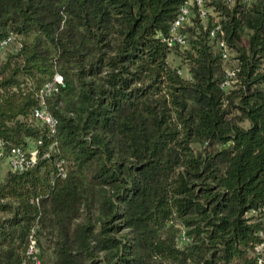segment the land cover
Returning a JSON list of instances; mask_svg holds the SVG:
<instances>
[{"label": "trees", "instance_id": "1", "mask_svg": "<svg viewBox=\"0 0 264 264\" xmlns=\"http://www.w3.org/2000/svg\"><path fill=\"white\" fill-rule=\"evenodd\" d=\"M186 1L0 0V264H264V0Z\"/></svg>", "mask_w": 264, "mask_h": 264}, {"label": "built area", "instance_id": "2", "mask_svg": "<svg viewBox=\"0 0 264 264\" xmlns=\"http://www.w3.org/2000/svg\"><path fill=\"white\" fill-rule=\"evenodd\" d=\"M196 1L198 6V10L200 11V16L203 19L206 17L207 10L203 7L202 0H187L184 4L180 6L179 13L177 17L172 22L169 35L164 37L163 39L166 41L168 47L179 46L185 47L187 41V33L183 30L186 25H190V18L192 16L191 6L193 2ZM232 1V0H228ZM254 0H243L245 3H251ZM218 33L219 36L217 35ZM210 36L215 38L216 46L221 51V55L224 59L228 58V51L225 47V41L221 38L222 31L220 28V24L215 20V24L210 31ZM10 38L4 39L0 42V49L5 48ZM228 78L232 79V73L230 71L227 72ZM53 82L60 83L62 82V77L59 74H56L53 78ZM232 80H227L224 82V88L231 87ZM51 90V84H46V86L41 90V100L43 104V97L45 94L49 93ZM34 118L36 121H39L41 124H45L49 133L53 134L55 132L56 127V118L51 115L45 107H40L36 109L34 112ZM56 142L52 144L55 147ZM0 154L2 152L0 151ZM38 152L36 150L35 144L31 147L22 148V147H13L7 154L9 170L11 171H21L24 169H28L32 167L37 160ZM59 171L64 174V168L58 164ZM258 250L264 249V242L257 248ZM37 251L35 246V241L32 237H30V246L29 253L34 254ZM36 264H40L39 261H36Z\"/></svg>", "mask_w": 264, "mask_h": 264}, {"label": "rangeland", "instance_id": "3", "mask_svg": "<svg viewBox=\"0 0 264 264\" xmlns=\"http://www.w3.org/2000/svg\"><path fill=\"white\" fill-rule=\"evenodd\" d=\"M6 49H8V48L5 47V48L0 49V58H2L5 55ZM170 60L176 65L179 63V58L176 55V53L170 54ZM30 144H32V143H30ZM8 170H9V164H8L7 155H5L2 158H0V179L4 178V176Z\"/></svg>", "mask_w": 264, "mask_h": 264}]
</instances>
